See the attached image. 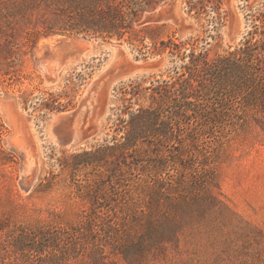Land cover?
<instances>
[{
    "label": "rangeland",
    "instance_id": "rangeland-1",
    "mask_svg": "<svg viewBox=\"0 0 264 264\" xmlns=\"http://www.w3.org/2000/svg\"><path fill=\"white\" fill-rule=\"evenodd\" d=\"M51 2L0 0V264H264V113L230 106L213 143L214 178L199 191L153 197L131 186L129 196L108 198L104 233L77 232L76 248L54 240L92 208L78 187L108 179L73 167L74 155L114 134L123 88L168 79L175 63L168 54L144 57L125 40L39 36V5ZM187 7L166 0L145 14L156 28L149 49L172 37L197 41L214 58L264 19V0H223L218 25L212 9L197 19Z\"/></svg>",
    "mask_w": 264,
    "mask_h": 264
},
{
    "label": "trees",
    "instance_id": "trees-1",
    "mask_svg": "<svg viewBox=\"0 0 264 264\" xmlns=\"http://www.w3.org/2000/svg\"><path fill=\"white\" fill-rule=\"evenodd\" d=\"M222 1L187 0L188 13L195 12L201 19L212 9V22L218 25L226 17ZM164 2L52 0L46 6L39 5V36L125 40L144 57L168 54L175 63L168 79L155 77L146 88H123L120 94L124 105L114 134L93 150L74 155L73 167H92L100 171V177L104 170L108 179L100 184L93 181L78 185V192L92 203V208L71 230H58L54 236L57 243L69 241L76 248L77 232L83 237L104 233L107 221H112L108 212L113 207L108 198L115 202L129 196L131 186L145 185L153 197L196 193L214 178L213 143L224 126L229 106L242 112L252 109L264 113V19L252 16V30L241 46L214 58L205 49L198 51L197 41L177 42L172 37L160 39L151 50L146 41L155 40L152 34L156 28L143 19ZM145 171L147 178L142 176ZM105 208L107 212H103ZM146 232L149 237L157 236L149 226ZM50 254L53 252L46 257ZM44 259L42 264H46Z\"/></svg>",
    "mask_w": 264,
    "mask_h": 264
}]
</instances>
